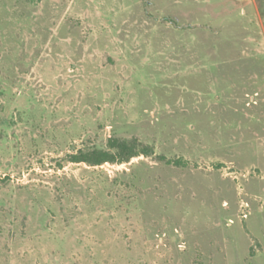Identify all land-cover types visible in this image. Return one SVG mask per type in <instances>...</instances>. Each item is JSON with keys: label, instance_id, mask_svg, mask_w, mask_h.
I'll list each match as a JSON object with an SVG mask.
<instances>
[{"label": "rangeland", "instance_id": "obj_1", "mask_svg": "<svg viewBox=\"0 0 264 264\" xmlns=\"http://www.w3.org/2000/svg\"><path fill=\"white\" fill-rule=\"evenodd\" d=\"M0 264H264V0H0Z\"/></svg>", "mask_w": 264, "mask_h": 264}, {"label": "trees", "instance_id": "obj_2", "mask_svg": "<svg viewBox=\"0 0 264 264\" xmlns=\"http://www.w3.org/2000/svg\"><path fill=\"white\" fill-rule=\"evenodd\" d=\"M154 151L150 146L142 144L138 139H119L112 137L106 149H80L67 156L71 164H84L89 167H101L105 164H126L139 157H151Z\"/></svg>", "mask_w": 264, "mask_h": 264}]
</instances>
